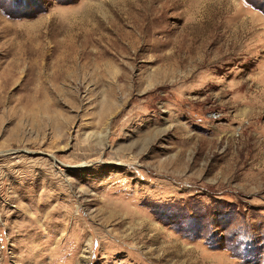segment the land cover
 I'll return each instance as SVG.
<instances>
[{
  "label": "rangeland",
  "instance_id": "1",
  "mask_svg": "<svg viewBox=\"0 0 264 264\" xmlns=\"http://www.w3.org/2000/svg\"><path fill=\"white\" fill-rule=\"evenodd\" d=\"M0 264H264V0H0Z\"/></svg>",
  "mask_w": 264,
  "mask_h": 264
}]
</instances>
